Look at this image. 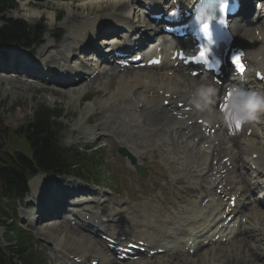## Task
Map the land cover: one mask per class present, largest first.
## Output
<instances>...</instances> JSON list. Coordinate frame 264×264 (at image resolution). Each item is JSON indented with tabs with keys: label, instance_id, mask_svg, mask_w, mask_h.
<instances>
[{
	"label": "bare ground",
	"instance_id": "obj_1",
	"mask_svg": "<svg viewBox=\"0 0 264 264\" xmlns=\"http://www.w3.org/2000/svg\"><path fill=\"white\" fill-rule=\"evenodd\" d=\"M79 1L81 0H72V2L69 4L75 6L76 8L75 10L77 11V10L82 9L80 5L76 4V2H79ZM88 1H92V0H88ZM127 3L128 1L111 2L105 6L100 7L101 9L100 8H87L84 11L89 12L90 10L91 12L94 13L97 10L100 11V10L107 8L106 10H111L115 12V15H109L108 17L110 18H107V19H109L110 22L118 23V22H121L124 18H117V16H120V15H116V13L121 14L123 11H125L127 9ZM156 3L159 4V0H157ZM57 4H60L58 0H52L51 2L47 1L45 3H42L40 1L29 0V5L35 8L36 7L42 8L43 7L42 5H44V7L49 5L51 7L56 8ZM245 7L246 9L244 10L247 11L249 6L245 5ZM262 8L264 12V7L262 6ZM81 11H77V12H81ZM91 12L89 13L92 14ZM67 16L68 18L65 22V18ZM67 16H65L64 18V24H67L72 29L74 28V30L78 32L77 34L78 37H80L81 39L85 40V38L89 37L91 33V28H89L88 23L83 20L81 14L69 13ZM261 18H262V21L260 22V24L262 25L264 24V13L261 14ZM257 23L258 22L251 20V18L248 17L245 20V24L243 26L244 32L242 33V30L237 31V38H236L237 44H241L243 47L246 48V51H248V54L253 56V58H251L253 63H256V59H254V57H257V53H260L259 50L261 49V47L264 48V38H262L260 42L259 38L255 37V34H254L255 27L259 25ZM92 35L96 37L97 34H92ZM39 42H40V47L38 49V52L43 54L46 51L47 45H49V42L43 38L39 39ZM76 43L78 44L79 42H74L73 37H71L70 35H67L66 38L61 42V44L56 46V48H58V50H56L57 51L56 54L58 56H55V54L49 56L47 61L43 62L44 65L48 67H53L54 69H58L59 67H56L57 64L53 62L56 60L57 57H59L61 60H64L63 58L64 53L62 52V49H60V47L61 48L71 47V50H72L75 48ZM2 65H8V64L2 63ZM101 67L102 66H98L97 68H101ZM15 69H20V67L15 66ZM181 69L185 71L183 68ZM154 70H155L154 68H149V69H127V70L125 69V70L118 71V72L114 71V74L116 73V75H114L115 77L113 80H112L113 76L111 78L107 76L108 71L110 72V70H107V71L104 70L102 73H100L101 76L97 77V80L102 79L101 78L102 76L104 78H108L109 83L105 86V90H106V93L108 91L110 96L105 100H101V102H104L105 104L110 103L116 97L117 95L116 92H120L126 89V93L124 95L126 96L127 100L125 98L122 100H124V102H127L128 105H125L123 108L126 109L127 111L135 112V116H133L132 118L128 117V119L130 121V124L134 127L136 126L137 128V131H135V133H130V136L132 137L134 135L137 136L138 133L136 132L141 133V131H145L146 132L145 136H151L152 138L155 137L159 140V137L169 135L171 136V145L173 146L175 145L179 149H182L186 144L194 142V139L198 136V132L196 133V136H192V137H187L182 134L181 130L188 129L186 128V125H188V122L192 119L184 118V120H182L178 116L174 115L173 110L180 111L178 107L174 106V103L178 99H183L186 103L190 101L191 99H194L195 92L198 87L210 85L209 83H207L208 78L206 77L203 78L201 76L203 78V81H201L202 83L200 85H196V80H199L201 77H197V79H195V78H191L188 76L186 77L187 78L186 79L183 76H181L179 73H177L178 69H170V71H172V74L170 73L171 75L169 74V72L165 71V69L163 68L160 69V70H163L160 72L158 71L154 72ZM53 75H56V74H53ZM23 76L25 75L23 74ZM27 76L31 78L34 77V79H38V78H35V77H38L35 74H31ZM47 78H50V79H47V81L57 85V87L61 86L62 80L59 81L58 79L54 77H47ZM69 81L72 82L71 80H68V82ZM66 82L67 80L65 81V83ZM72 85H69L65 88H68V89L71 88L70 90L75 89L79 93L82 91L81 90L82 88L78 89L77 85H75V87H73ZM212 87H214L215 89L218 88L217 85H213ZM135 89H137V91ZM162 91H164V93L166 94L167 93L172 94V95H169L172 97H169V98H166V96L162 97V94H163ZM254 91L257 93H260V91L257 88H255ZM143 95H147L145 96L146 98H144ZM137 96H138V99H137ZM218 96L219 95L216 93V96L214 97L215 102H218ZM119 97H122V96H119ZM139 97L144 98L143 101L140 100ZM161 97L162 99H160ZM133 98H135L136 101L133 102L132 101ZM165 99L170 100L169 106L172 108L171 110H165L163 108L162 103H164ZM133 103H134V106H132ZM150 110H153V111H150ZM146 111L147 113H145ZM119 112L122 113L121 110H119ZM216 112L218 111L214 107V105H209L204 110H200V113L202 114L199 117H204L206 119H209L210 117H216L215 116ZM82 120L84 121V119ZM131 120H133L136 123L131 122ZM155 120L157 122H154ZM147 121H149L152 124V126L150 127L145 126L144 124H146ZM161 125L164 127V129L161 128ZM255 126L256 125L253 124L251 125V128L255 129ZM121 131L123 133V130ZM132 143L138 146L136 141H132ZM253 149L256 150L260 154V156L258 157V164L260 166L259 170L263 171L264 173V152L258 148L256 143L253 144ZM237 150H241V149L237 148V146H231L230 148L226 149L227 152H231L233 159L235 157L237 158V154H238ZM242 151H243V155H246L245 158H248L247 155L249 154V150H247L246 145L242 148ZM136 156L140 157L141 155L137 154ZM180 159L181 158H179L178 160ZM212 159H214V156H212ZM244 163L246 165L247 172L254 173L252 174V181L254 182L252 183L250 182V184L247 185L246 192H242V194L240 195V201L243 200V197L246 195V193L253 192L254 190H258V188L261 187V183L264 185V177H263V181L262 180L259 181L260 175L259 174L256 175L258 170L252 171L251 170L252 166H250L249 167L250 169H249L248 168L249 162H247L246 159H244ZM138 164L140 163L138 162ZM199 167H200L199 174L201 175V182L199 183L200 185L197 184L199 190H194V193L198 195L197 200L192 202L190 206L188 203V205L185 208L181 209L182 211L178 210L176 212H172L170 210H166L165 213L167 212L170 215H167V216L165 215L166 217H161L160 215L154 212L156 208L153 207L152 204L147 203L145 201H140L138 203H134L133 205H129L124 208L118 207L117 209H113L107 217L108 218L111 217L112 219H114L113 225L115 228L122 229L124 230V232H127L128 234L132 236L134 235L137 237H141L144 234L148 233L149 239L153 240L154 238V241L157 240V237H167V239L171 241L180 240L184 238V236H186V233H187L186 231L192 230L191 228L195 225H196V228H198L199 226L201 227L205 225L203 227L205 229L206 222L208 221L209 216H213V221H215L216 219H219L222 213L219 212L221 202L218 204H214L213 200H211L208 203V205L205 206L204 209L201 208V204L203 200L207 197L206 190L203 188L202 184L206 182L207 188H208L210 185L213 186L215 184L217 185L221 184V181H219L217 177L210 176V172L212 171V165L210 161L202 160L201 163L199 164ZM222 169H223L222 167L218 168L217 172L221 174ZM51 179H53L52 176L43 177V178L40 177V180L36 181L35 182L36 184L34 185L35 191L37 193V197L40 200V207H41L40 211L42 214L47 213L48 216H50L51 214L50 212L53 211L52 207L50 208V206L56 204V203H53L52 201L57 200L56 196L52 198L51 194L46 192V187H47L46 184ZM237 179L241 180V182L243 183L245 182L246 179H249V178L246 177L245 174H242L239 172ZM223 191L226 194L228 193L239 194V189L236 187H233L232 189H229L226 191L223 190ZM80 195H83V194L80 193ZM261 198L263 199V201L260 199L262 202H260L259 200L253 203V201L249 200V198L247 199L249 202L248 201L245 202L247 205L246 207H244L243 216H246L248 220L244 226L245 228H247V230L245 231V228H244V231L243 232L240 231L239 234L245 233V236L248 235L250 237L248 239H251V240H252V237H255V234H256V238L259 237L257 227L254 226V224L258 225V224L264 223V197L261 196ZM62 199L64 198L62 197ZM55 207H58V204ZM55 207H53V209ZM26 208H31V205L26 204ZM57 213L54 214V217L57 215ZM37 220H38L37 222H39L41 219L38 218ZM42 220H45V218H42ZM220 222L222 221H219V223ZM90 226L96 231L99 230L97 226H94V227L93 225H90ZM63 227L65 230V233H64L65 235H64V240H63L65 243L64 248L66 249V251H70L69 253L67 252L68 254L73 255V256L75 254L74 257H80L81 259L86 258L88 255L92 258L94 257L93 260L100 258V264H120L119 262H117L115 256L108 255V257H102L103 255H101L100 253L102 248L100 245L99 247H97L98 241H95L91 235L87 233L83 234L81 233L82 231L80 230L79 236L83 238L82 239L77 238V236H75L74 234L76 227H73V231L70 230L66 224H64ZM78 229L80 228L78 227ZM42 235L45 236L44 239L45 238L48 239V240L45 239L47 241L51 240L55 242H60V239L53 236L49 231L44 230V232H42ZM237 236H240V235L236 234L234 239L228 241V243H225L224 245L221 244L223 245V247L221 246L217 247L215 245H211L213 243L211 239L210 241H208L207 246H202L201 248L196 247V250L193 256H196V255H199V256L203 255V257L210 256V255L218 256L221 253L226 252L230 248H233L236 252L242 253V250H244L243 249L244 244H245V247H249L253 249V245L250 243L251 241L242 240L243 238H241L242 242H238ZM218 244L219 243H216V245ZM191 245L195 246V245H198V243H192ZM239 246H240V250L238 249ZM176 248H177L176 252L180 251L178 247ZM253 251L256 252L255 249H253ZM179 253L180 252L177 253L178 254L177 257H179L180 255ZM187 256L191 257L190 254H187ZM158 258H160V256H154L152 257V260L158 259ZM143 261L144 260L134 261V262H129V263H122V264H147L148 263V262H143Z\"/></svg>",
	"mask_w": 264,
	"mask_h": 264
},
{
	"label": "rangeland",
	"instance_id": "obj_2",
	"mask_svg": "<svg viewBox=\"0 0 264 264\" xmlns=\"http://www.w3.org/2000/svg\"><path fill=\"white\" fill-rule=\"evenodd\" d=\"M40 1L45 3V0H40ZM58 1L60 2V4H57L56 8L51 7L49 5L46 7L42 5L43 6L42 8H37V7L35 8L30 6L32 8L29 7V9H27V14L31 17V21L29 22L22 18H14L18 12H21V9L19 8V0H15L13 8L6 9L5 12L0 15V19H2L0 21V25L3 24L4 21L9 19H22L32 27H39L42 32L40 35L43 37V39H46L50 43L49 47L47 45L48 48L46 49V51L44 53L42 52L43 54L41 55V59H43V58H47L50 54H55L56 50H58V48L56 49L54 47V43H52L53 36H56L57 38L59 37L62 38L60 42L57 41L58 43H61L66 38L67 35L73 37L74 42H76L77 39L79 38L78 36L75 35L74 28L72 29L67 24H64V18L69 13H79L81 14L84 21L91 22L92 20L95 19H105L108 14L114 13L112 11L106 10L107 8L100 10L101 9L100 7L105 6L111 2H121V0H106V2L102 6L95 7L96 5L95 2L100 3L101 1L93 0V2H88L81 0L79 2H76V4L82 7V9L77 11H81V10L82 11L77 12L75 10L76 9L75 6L69 4L72 2V0H58ZM104 1L105 0H102V2ZM87 8H100L99 10L101 12L95 11L93 13L89 10V12L93 13L91 15L89 12L84 11ZM85 13H87V15ZM67 18L68 16L65 18V22ZM38 47L39 45L37 46V48ZM61 49L65 53H67L66 51L71 50V47L67 49L65 48H61ZM24 52L26 53V51ZM73 59L75 61L77 58L73 57ZM53 63H56V60ZM1 70L2 69H0V149L6 147L7 144L6 137L10 134L11 130H20L21 128H23V126H25L27 123H30L34 111L39 106L41 105L46 106L51 109L58 110V112L62 113L61 121L65 123L67 126H70L75 132L74 143L77 144L89 143V144H97V145L108 144L105 147V150L100 151L98 154L99 156L102 157L101 162L103 161V157L106 158L107 166L110 165L109 167L110 170H108L107 175L108 176L111 175L110 178H115L116 175L120 174V177H122L123 180H125V185H126L127 181L129 180V177L126 179V176L129 174L130 168L128 167L125 159L121 156L118 150L120 148H126L123 145L125 141L126 142L125 145H127V147H130V149L135 150V152L144 151V150H140L139 147L130 145L128 135H125L124 137L115 136V135L110 136V134H112L109 132L111 131V128H117L121 125L120 120H114L113 118V115L115 113L117 114V110H112L110 112V107L114 108L118 98H120L119 100H122L124 98L127 100L126 96L124 95L126 93V89L120 92H116L117 93L115 97L116 102L110 105L112 101L107 104L101 102V100H105L110 96L108 91H107L108 93L107 95H105L104 93L106 92V90L104 89L106 86L105 85L106 79L100 81H94V82L84 81L83 84L82 82L79 83L78 85L80 86H78V89L82 88L81 89L82 91L80 93L77 92V90L75 89L70 90L71 88L69 89L63 88L58 90L56 86H52L55 84H49V83H46L44 85H30L31 86L30 88L26 87L25 85L19 88L12 85L11 88H15V89H11L9 87L10 85H8V82L3 80L4 79L3 75L5 74L2 75ZM155 71L156 70H154V72ZM160 71L163 70H159V72ZM108 73L110 72L108 71ZM177 73H179L181 76L186 78L181 70H178ZM114 75H116V73L114 74L113 72L112 80L115 77ZM101 78L104 77L102 76ZM15 82L18 84L19 80H16ZM9 88L12 91L8 90ZM135 90L137 91V89ZM143 96L144 98H146L145 96L147 95H143ZM139 99L141 100V97H139ZM117 103L120 105V102ZM145 113H147V111ZM82 119H84V121ZM106 120L109 123H105ZM131 122L134 121L131 120ZM154 122L157 121L155 120ZM144 125L147 127L152 126V124L149 121H147L146 124ZM161 128L164 129L162 125ZM115 131L116 129L114 130V132ZM119 134H122V131H120ZM108 136H110L111 139H109ZM134 137L135 135L133 137L131 136V142L135 141ZM7 138L9 139V137ZM11 140L13 141L14 145L18 146L19 149L21 150L25 149V146L23 145V141L20 138L15 137L14 139ZM142 142L144 144H151L152 138L147 139L145 137H140L139 144H141ZM259 144L264 146V131L262 138L259 140ZM145 146L146 145H144V147ZM239 148L242 151L243 147H239ZM127 150L130 151L129 149ZM145 151L147 152L143 154L141 158L146 161L145 163L148 167H151L156 171V173L153 174V179H148V182L145 183L147 185H151L153 180L158 181L162 186L168 188L166 189V191H170L171 193L169 194L168 192V197H167L168 203L169 201H173L175 193L179 192L182 186L174 185L173 181L170 178L171 174H175V175L178 174V176H182L186 173H189V170H187V172L183 174L177 170V168L172 164L173 159L171 158V155L169 153V147L167 146V144L162 145L161 143H155L154 146H152L149 149H146ZM135 154L137 155L138 153ZM113 162H117V163L112 164ZM103 169H105V167ZM163 174H165V176ZM137 182L142 183V180H138ZM113 183H115V181H113ZM82 184L83 183L80 180L69 179L65 181L64 185L61 187L58 186L54 181H51V184L47 186V191L49 194H52V192H54L55 190L59 191L63 187L65 191L66 189H68L70 185H82ZM197 184H195V186H198ZM127 190L130 192H134L135 188H128ZM35 192L36 191L32 192L31 196L27 201L24 200L22 203H20L19 207L15 211L12 210L11 207L9 208L8 205V208L5 209L7 216L9 218H12L14 224L20 226L25 231L26 236L30 241V246L33 247L34 252L36 250L38 256L42 259L44 264H66L68 260L65 254L63 253L64 250H66L64 248L65 243L63 241L65 230L62 225H59L60 223H64V222H61L60 218L58 219L52 218L46 221H43L41 218V220L37 222V219L39 218L40 215L38 213L40 201L37 198V194ZM59 196H61V193H59ZM119 201L120 200H117L116 202ZM26 204L31 205V208H26ZM154 212L157 214L156 210ZM165 215L167 216L170 214L166 212ZM160 216L166 217V216H162L161 214ZM68 225L69 224H67V227L73 231V227ZM254 226L257 227L258 235H259L258 238H256V234H255V237H252L251 240L248 239L250 238L248 235L245 236V233L244 234L242 233V234H238L240 236H237L238 237L237 241L238 242H242V240L251 241L250 243L253 245V249H255L256 252H254L253 249L249 247H245L244 244L243 245L244 250H242V253L236 252L233 248L230 249L228 248L229 250H227L224 253H221L218 256L210 255L203 257V255L193 256L192 254L191 257H188L187 254L181 255V253H179L180 254L179 257L165 256L153 260L152 259H140V260H144L143 262H148L147 264H164V263L165 264H264V249H263L264 223L258 225L254 224ZM44 230L49 231L53 236L59 238L60 242H55L51 240L47 241L48 240L47 238H45L47 239L45 240L44 239L45 236L42 235V232H44ZM246 230L247 228H245V231ZM6 233H7L6 228L0 225V238L3 239L6 238ZM79 233L80 232L77 230H75L74 232L77 238L82 239L83 237H80ZM241 238L243 239L241 240ZM97 247H99V244H97ZM221 247L223 246L221 245ZM61 248H63L64 250H61ZM238 249L240 250V246ZM67 252L69 253L70 251H66V253ZM89 263H90V259L88 258L86 264Z\"/></svg>",
	"mask_w": 264,
	"mask_h": 264
},
{
	"label": "trees",
	"instance_id": "obj_3",
	"mask_svg": "<svg viewBox=\"0 0 264 264\" xmlns=\"http://www.w3.org/2000/svg\"><path fill=\"white\" fill-rule=\"evenodd\" d=\"M6 2L7 0H0V11L7 5ZM23 27L21 22H16L10 23L8 28L0 29V42L21 36ZM55 114L46 107H40L36 111L34 120L27 129L29 140L27 141L31 155L16 150L8 155H0V178L4 185V193H0V198L6 196L10 200L16 201L22 197L27 190L26 183L30 172L34 173L40 169L56 170L63 166L69 169L74 165L73 162H69L70 158L66 153V148H69V146L64 144L71 141L70 136L53 120L50 121ZM11 233L12 236L9 238L10 247L6 248L11 261L15 259L20 261L21 264H41L36 254L29 253L22 233L15 229L11 230ZM14 239H18V241L13 244ZM6 257L0 249V264H9Z\"/></svg>",
	"mask_w": 264,
	"mask_h": 264
},
{
	"label": "clouds",
	"instance_id": "obj_4",
	"mask_svg": "<svg viewBox=\"0 0 264 264\" xmlns=\"http://www.w3.org/2000/svg\"><path fill=\"white\" fill-rule=\"evenodd\" d=\"M29 0H19L18 12L14 18H22L31 21V17L27 14L29 9ZM262 67H264V58L254 57ZM217 90L211 85L201 86L196 89L195 98L192 103L197 109L204 110L209 105L215 104L214 97ZM211 111V110H210ZM264 113V94L255 91H247L244 89H234L231 98L228 101V109H221L215 113L226 127L231 125H247L257 119L258 114Z\"/></svg>",
	"mask_w": 264,
	"mask_h": 264
},
{
	"label": "snow or ice",
	"instance_id": "obj_5",
	"mask_svg": "<svg viewBox=\"0 0 264 264\" xmlns=\"http://www.w3.org/2000/svg\"><path fill=\"white\" fill-rule=\"evenodd\" d=\"M208 28H209V25H208V24H205V25H204V31H205L206 33H207V31H208ZM206 55H207V53H206V51H204V50H201V51L199 52V57L201 58L202 61L204 60V58L206 57ZM242 57H243V54H242V53H236V54L233 55V57H232V62H233L234 65L237 66V70H238V71H243V70H244L243 59H242ZM205 62H206V61H205ZM231 96H232V91H229V92L227 93V96L225 97V99H230ZM224 107H225V106L222 105V109H223ZM236 127H237V129H239V127H240L239 123L236 124Z\"/></svg>",
	"mask_w": 264,
	"mask_h": 264
}]
</instances>
